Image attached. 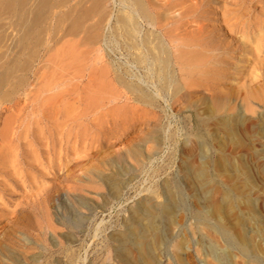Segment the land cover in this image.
Returning a JSON list of instances; mask_svg holds the SVG:
<instances>
[{
	"label": "rangeland",
	"instance_id": "obj_1",
	"mask_svg": "<svg viewBox=\"0 0 264 264\" xmlns=\"http://www.w3.org/2000/svg\"><path fill=\"white\" fill-rule=\"evenodd\" d=\"M102 2L105 15L86 9V45H80L76 38L70 37V42L69 37H58L54 43L58 41L60 45L52 43L53 50L41 51L38 75L28 73L18 92L0 100L1 264H16V260L31 264L32 258L38 264H117L116 243L111 235L123 228L130 208L143 196L159 194L166 179L180 176L181 147L184 137L194 133L196 122L190 119L187 110L179 109V103L172 106V111L164 101L156 107L157 119H152L153 110L136 103L135 93L117 81L120 76L127 81L135 80L131 73L138 69L132 68L135 66L131 65L130 49L119 34L116 23L119 2ZM170 2L184 16L176 24L184 25L187 21L189 28L201 27L220 39L216 57L222 68L237 64L238 75L229 71L235 81L226 79L224 83L243 84L252 62L249 55L244 60L240 57L248 49L241 43L246 35L243 31L249 30L241 29V25L246 27L255 18L264 16L263 1ZM103 18L106 19L102 21ZM234 23L241 25L230 28ZM65 52L66 55L61 54ZM229 56H233L231 60ZM259 56L264 54L260 52ZM251 105L257 107L255 103ZM255 143L261 147L258 141ZM135 146L141 148V157L128 153ZM122 158L123 185L114 195L100 175L117 169ZM112 161L118 164L112 167ZM252 191V199L258 201V214L264 217L262 196ZM191 198L186 195L187 206L198 207ZM80 215L82 221L70 228L67 221ZM194 223L189 217L175 223L160 250V264H172L169 256L174 255L173 245L178 240H184L183 248L189 250L188 259L192 261L187 259L188 264H201L212 243L204 235V229ZM255 228L253 220L244 223L249 234ZM69 232L70 241L66 238ZM255 239L260 240V236ZM222 244H212L213 250H221Z\"/></svg>",
	"mask_w": 264,
	"mask_h": 264
},
{
	"label": "bare ground",
	"instance_id": "obj_2",
	"mask_svg": "<svg viewBox=\"0 0 264 264\" xmlns=\"http://www.w3.org/2000/svg\"><path fill=\"white\" fill-rule=\"evenodd\" d=\"M116 1L120 5L116 17L119 34L130 49L131 65L135 66L132 68L138 69L131 73L135 80L127 81L117 74L120 76L117 81L135 93L136 103L153 110L152 119H157L156 107L164 101L172 111V106L179 103V109L187 110L190 119L196 122L194 133L183 136L180 176L166 179L159 194L140 198L130 208L123 228L111 235L116 243L117 264H160V250L168 233L177 221L188 217L195 221L196 227L204 229L213 245L224 243L221 250L208 245L201 264H264V217L259 216L258 201L250 193L258 191L264 206V56H259L260 52L264 54V16L253 19L249 27L239 23L241 29H249L247 33L243 31L246 35L241 39L248 49L240 57L244 60L249 55L252 59L249 69L252 68L243 84L236 82L230 86L224 83L226 79L235 81L229 71L238 75L239 70L236 63L227 68L219 65L221 61L216 54L220 39L201 27L189 28L187 21L184 25L176 24L184 16L174 10L170 0ZM103 3L102 0H0V100L18 92L28 73L38 75L41 51L50 50L58 37L76 38L80 45H86V9L102 15ZM184 15L187 17V13ZM239 25L234 23L230 28ZM222 64L225 65L223 60ZM125 71L129 73L128 69ZM128 153L138 158L142 150L135 146ZM113 164L118 163L112 161V167ZM123 171L122 163L110 174L100 175L114 195L121 188ZM186 195L198 207L187 206ZM82 219L76 217L67 224L75 228ZM252 220L256 228L249 234L244 223ZM256 235L260 240L255 239ZM66 238L72 240V234L69 232ZM184 242L178 240L173 245L176 250L169 256L172 264H188L190 253L184 250ZM15 263L21 264L19 260ZM31 264H38L37 259L32 258Z\"/></svg>",
	"mask_w": 264,
	"mask_h": 264
}]
</instances>
